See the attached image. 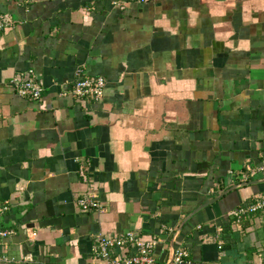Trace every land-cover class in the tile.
Wrapping results in <instances>:
<instances>
[{
    "label": "crops",
    "instance_id": "1",
    "mask_svg": "<svg viewBox=\"0 0 264 264\" xmlns=\"http://www.w3.org/2000/svg\"><path fill=\"white\" fill-rule=\"evenodd\" d=\"M0 15V264H103L97 237L128 232L165 264L199 206L264 178V0H0ZM81 78L104 81L99 100L73 94ZM30 79L37 100L17 92ZM263 192L192 215L183 264H262L264 219L232 212Z\"/></svg>",
    "mask_w": 264,
    "mask_h": 264
},
{
    "label": "built area",
    "instance_id": "2",
    "mask_svg": "<svg viewBox=\"0 0 264 264\" xmlns=\"http://www.w3.org/2000/svg\"><path fill=\"white\" fill-rule=\"evenodd\" d=\"M6 27H8L7 19L0 15V30ZM16 88L20 96L28 95L37 100L42 95V88L33 79L28 80L26 83L16 84ZM103 88L104 81L101 78H81L75 83L73 94L80 98L99 100L102 97ZM262 164L264 166V156ZM260 171H263V168ZM247 173L251 176L254 174V171H248ZM81 176L85 181L82 173ZM79 204L84 210L88 207H97L95 203L89 200H82ZM258 214L264 219V192L255 197L251 202L232 212V218L236 223H239L243 217ZM11 234V231H1L0 238L10 236ZM155 245L156 242L154 240L144 241L136 237L135 234L128 232L115 237L98 236L93 253L103 264H155L153 255ZM187 257V251L184 248H179L175 250L172 264L183 263V258ZM261 263L264 264V257Z\"/></svg>",
    "mask_w": 264,
    "mask_h": 264
},
{
    "label": "water",
    "instance_id": "3",
    "mask_svg": "<svg viewBox=\"0 0 264 264\" xmlns=\"http://www.w3.org/2000/svg\"><path fill=\"white\" fill-rule=\"evenodd\" d=\"M264 184V178L260 179V180H254V181H250V182H243L240 184H237L235 186L230 187L229 189H227L226 191H224L223 193H221L219 196H217L216 198L204 203L203 205L199 206L197 208V210L195 212H193L190 217H187V219H185L183 221V223L180 225V227L175 231L170 244H169V255H168V259L167 262L165 264H172L173 263V258H174V254H175V242L180 234L181 229L183 228L184 224L192 217V215H195L196 213H198L199 211H201L204 208H207L208 206L212 205L213 203L219 201V199H221L224 195H227L231 192H233L234 190H237L239 188H243V187H249V186H254V185H262Z\"/></svg>",
    "mask_w": 264,
    "mask_h": 264
},
{
    "label": "trees",
    "instance_id": "4",
    "mask_svg": "<svg viewBox=\"0 0 264 264\" xmlns=\"http://www.w3.org/2000/svg\"><path fill=\"white\" fill-rule=\"evenodd\" d=\"M187 258H188V257H187ZM187 258H183V262H184ZM180 264H183V263H180Z\"/></svg>",
    "mask_w": 264,
    "mask_h": 264
}]
</instances>
